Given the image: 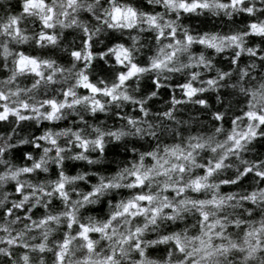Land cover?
<instances>
[{
  "label": "clouds",
  "instance_id": "obj_1",
  "mask_svg": "<svg viewBox=\"0 0 264 264\" xmlns=\"http://www.w3.org/2000/svg\"><path fill=\"white\" fill-rule=\"evenodd\" d=\"M0 264H264V0H0Z\"/></svg>",
  "mask_w": 264,
  "mask_h": 264
}]
</instances>
